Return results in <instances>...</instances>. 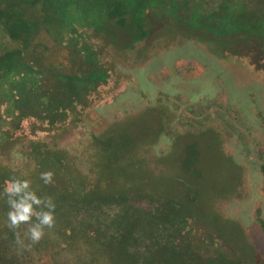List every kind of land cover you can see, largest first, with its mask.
<instances>
[{
	"label": "rangeland",
	"instance_id": "obj_1",
	"mask_svg": "<svg viewBox=\"0 0 264 264\" xmlns=\"http://www.w3.org/2000/svg\"><path fill=\"white\" fill-rule=\"evenodd\" d=\"M230 1L264 13V0ZM225 2L191 0L198 35L172 19L136 44L124 30L85 31L107 81L57 116L2 114L0 187L26 178L57 209L55 228L32 244L27 225L8 228L0 198V264H264V38L207 30ZM47 171L54 185L40 179ZM142 212L169 222H151L152 241L131 227ZM64 221L89 236L65 245ZM16 231L30 249L17 247Z\"/></svg>",
	"mask_w": 264,
	"mask_h": 264
},
{
	"label": "trees",
	"instance_id": "obj_2",
	"mask_svg": "<svg viewBox=\"0 0 264 264\" xmlns=\"http://www.w3.org/2000/svg\"><path fill=\"white\" fill-rule=\"evenodd\" d=\"M190 3L191 0H0V92L9 93H2L0 97V118H6L3 115L12 108L19 112L16 116L20 121L25 118L24 108L57 116L70 104L71 107L81 103L82 93L90 94L107 81L108 73L99 69L101 56L85 41V31L110 34L116 29L124 30L130 42L136 44L149 40L160 22L172 19L198 35L205 29L203 16ZM235 5L226 0L223 11L213 15L218 22L207 30L217 35L249 33L263 39L264 13L252 15L247 10L248 4ZM52 43L55 46L51 47ZM62 63L80 65V69L65 73L60 68ZM46 83H52L54 88L47 91ZM3 98H8L3 100L4 104ZM261 172L264 175V162ZM140 216L131 227L146 231L143 237L148 239L152 221L169 223L166 218L147 212ZM170 221L182 223L186 216ZM259 223L264 231V219H259ZM63 224L61 237L65 245L76 244L80 237L89 236V231L77 225L65 221ZM128 230L133 239L134 229ZM17 247L27 250L30 244L22 240ZM168 250L170 258L174 257L171 249ZM94 259L93 264H103L101 257ZM191 261L197 264L196 259ZM156 262L151 258L144 264ZM111 264H118V259L115 257L114 262L111 259Z\"/></svg>",
	"mask_w": 264,
	"mask_h": 264
},
{
	"label": "clouds",
	"instance_id": "obj_3",
	"mask_svg": "<svg viewBox=\"0 0 264 264\" xmlns=\"http://www.w3.org/2000/svg\"><path fill=\"white\" fill-rule=\"evenodd\" d=\"M55 173L42 172L40 179L44 185L55 184ZM39 189L34 188L32 182L26 178L13 176L4 181L0 187V198L6 197L8 206L7 226L10 230L20 229L27 225L23 234L32 244H38L46 235V230L56 226L57 204L53 197L38 194ZM16 242L22 244L21 233L16 231Z\"/></svg>",
	"mask_w": 264,
	"mask_h": 264
}]
</instances>
